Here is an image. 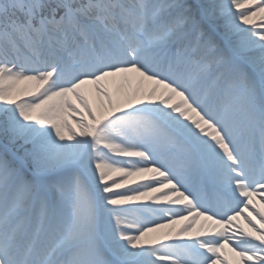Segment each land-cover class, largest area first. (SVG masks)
Instances as JSON below:
<instances>
[{"label":"snow or ice","instance_id":"1","mask_svg":"<svg viewBox=\"0 0 264 264\" xmlns=\"http://www.w3.org/2000/svg\"><path fill=\"white\" fill-rule=\"evenodd\" d=\"M0 264H264V0H0Z\"/></svg>","mask_w":264,"mask_h":264},{"label":"bare ground","instance_id":"2","mask_svg":"<svg viewBox=\"0 0 264 264\" xmlns=\"http://www.w3.org/2000/svg\"><path fill=\"white\" fill-rule=\"evenodd\" d=\"M71 121H78V120L71 119ZM130 186H132V185H130ZM256 199H257V201H259V197H257ZM201 222H203V221H201ZM238 226H240L242 228H246L247 227V224L245 223V221L243 220V218L240 219V221H239L238 224H235L234 223V226H233V229L232 230L235 231L234 229H236ZM163 231H167V229H164Z\"/></svg>","mask_w":264,"mask_h":264},{"label":"rangeland","instance_id":"3","mask_svg":"<svg viewBox=\"0 0 264 264\" xmlns=\"http://www.w3.org/2000/svg\"><path fill=\"white\" fill-rule=\"evenodd\" d=\"M79 115H72V114H70L69 116H68V119L71 121V119H76V120H79ZM132 186H134V185H132ZM238 227H240V226H238ZM237 227V228H238ZM234 230H236V229H234Z\"/></svg>","mask_w":264,"mask_h":264}]
</instances>
